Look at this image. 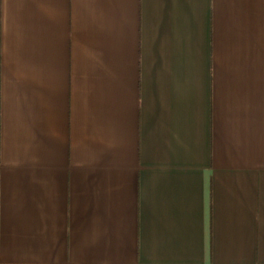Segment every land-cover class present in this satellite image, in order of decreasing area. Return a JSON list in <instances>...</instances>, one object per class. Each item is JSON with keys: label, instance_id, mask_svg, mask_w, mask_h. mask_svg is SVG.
I'll use <instances>...</instances> for the list:
<instances>
[{"label": "crops", "instance_id": "crops-1", "mask_svg": "<svg viewBox=\"0 0 264 264\" xmlns=\"http://www.w3.org/2000/svg\"><path fill=\"white\" fill-rule=\"evenodd\" d=\"M0 264H264V0H0Z\"/></svg>", "mask_w": 264, "mask_h": 264}]
</instances>
